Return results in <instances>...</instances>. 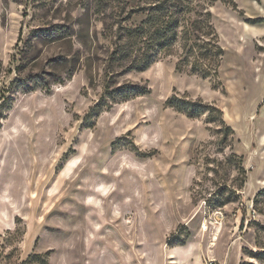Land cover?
I'll return each mask as SVG.
<instances>
[{
  "label": "rangeland",
  "instance_id": "rangeland-1",
  "mask_svg": "<svg viewBox=\"0 0 264 264\" xmlns=\"http://www.w3.org/2000/svg\"><path fill=\"white\" fill-rule=\"evenodd\" d=\"M195 1L216 78L114 60L143 0H0V264H264V0Z\"/></svg>",
  "mask_w": 264,
  "mask_h": 264
},
{
  "label": "trees",
  "instance_id": "trees-1",
  "mask_svg": "<svg viewBox=\"0 0 264 264\" xmlns=\"http://www.w3.org/2000/svg\"><path fill=\"white\" fill-rule=\"evenodd\" d=\"M210 2L216 0H209ZM233 4V0H223ZM141 22L125 28L113 51L114 60L127 62V70H142L162 57L174 56L179 72L196 74L202 78H216L223 57L217 32L211 22V12L195 0H143ZM195 2V3H194ZM174 48V49H173ZM174 51V53H169ZM149 89L133 86L124 91L125 98L142 95ZM167 102L172 103L170 99ZM179 109L188 116H196L211 105L180 100ZM221 123L233 133L231 127Z\"/></svg>",
  "mask_w": 264,
  "mask_h": 264
}]
</instances>
